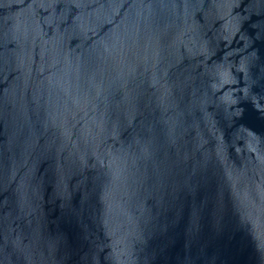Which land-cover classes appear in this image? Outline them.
<instances>
[{
	"label": "water",
	"instance_id": "obj_1",
	"mask_svg": "<svg viewBox=\"0 0 264 264\" xmlns=\"http://www.w3.org/2000/svg\"><path fill=\"white\" fill-rule=\"evenodd\" d=\"M0 264H264V0H0Z\"/></svg>",
	"mask_w": 264,
	"mask_h": 264
}]
</instances>
